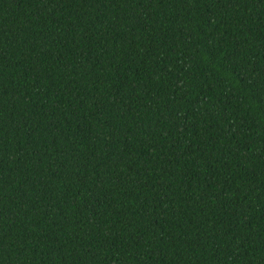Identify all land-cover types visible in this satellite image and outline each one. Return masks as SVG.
Here are the masks:
<instances>
[{"label":"trees","instance_id":"1","mask_svg":"<svg viewBox=\"0 0 264 264\" xmlns=\"http://www.w3.org/2000/svg\"><path fill=\"white\" fill-rule=\"evenodd\" d=\"M0 264H264V0H0Z\"/></svg>","mask_w":264,"mask_h":264}]
</instances>
